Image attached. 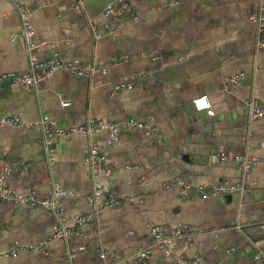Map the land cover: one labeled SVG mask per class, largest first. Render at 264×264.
Listing matches in <instances>:
<instances>
[{
	"label": "crops",
	"instance_id": "1",
	"mask_svg": "<svg viewBox=\"0 0 264 264\" xmlns=\"http://www.w3.org/2000/svg\"><path fill=\"white\" fill-rule=\"evenodd\" d=\"M113 1L16 0L31 10L39 59L79 60L107 73L82 78L58 71L36 86L1 83L0 121L17 116L36 123L46 115L69 129L95 119L117 124L119 135L113 146L107 131L59 136L47 150L38 126L0 123V173L11 168L9 185L40 198L58 182L71 193L63 200L69 227L78 216H91L70 237L74 264H142L136 254L143 249L151 251L146 264H181V255L202 264H264L255 258L264 252V233L250 230L264 222V118L253 121L248 112L252 99L264 108V50L256 51L251 21L259 0H137L136 19L107 16ZM21 33L13 4L0 0V76L30 71ZM241 74L238 84L230 82ZM125 79L132 88L114 94ZM200 96L208 97L214 115L195 110ZM130 118L157 131L124 128ZM92 146L108 158L109 174L100 180L106 197L123 200L118 208L88 202ZM236 155L258 159L244 193L181 196L178 179L192 186L241 181ZM54 225L46 209L0 200V264H69L66 242L53 238ZM151 225L165 235L184 225L193 242L177 241L168 255L154 242ZM40 244L46 253L30 250ZM14 250L17 257L3 256Z\"/></svg>",
	"mask_w": 264,
	"mask_h": 264
},
{
	"label": "built area",
	"instance_id": "2",
	"mask_svg": "<svg viewBox=\"0 0 264 264\" xmlns=\"http://www.w3.org/2000/svg\"><path fill=\"white\" fill-rule=\"evenodd\" d=\"M8 1L13 4L14 10L21 21V36L25 41L30 71L29 73H5L0 76V84L4 82H11L12 84L24 83L27 85L36 86L44 78L49 77L58 71H68L77 77L82 78H89L99 71L104 74L107 73V68L105 67H97L93 64H83L79 60L63 61L58 57H51L46 60L39 59L35 52L38 47V44L35 41V30L33 29V25L30 22V17L32 14L31 10L24 5L17 3L16 0ZM136 1L137 0H115L106 6L105 14L107 16L127 15L133 19H136V12L133 6ZM251 21L256 29V51L260 52L264 50V0H259L258 11L251 18ZM107 28L109 31H112V27L107 26ZM13 37L16 38L18 35L14 34ZM96 37L99 38L100 36L96 34ZM125 58H128V56H125ZM242 78V74L237 75L230 79V82L233 84H238ZM124 88H132L130 79H125L122 83L117 85L116 89L114 90V94ZM70 105V102L62 101L63 107H68ZM193 106L196 111H206L208 115H214L211 102L207 96L195 98L193 100ZM248 112L250 119L253 121L259 118H264V108L255 99H252L248 103ZM0 123L3 125L24 127L38 126L42 130L43 143L47 150L54 140L59 136L79 134L80 136L87 138L102 131H107L109 133L108 145L113 146L117 142L119 135V126L117 124L95 119H89L86 121V123L69 129L57 127L54 121H52L46 115H41L36 123L26 122L17 116L3 118ZM123 127L126 129H143L147 130V132L151 134L157 131L155 126L149 125L148 123L139 121L135 118L126 120L123 123ZM261 146L264 148V142ZM223 160H226V157H223ZM234 160L242 171L243 177L241 181H225L217 185L200 184L192 186L183 179H178L175 184L178 187L179 193L183 198L186 199H190L195 196H200L203 199H209L211 197H220L228 194L234 195L238 193H244L247 183L246 177L257 164L258 159L250 155H236ZM107 162V156L104 155L97 146H92L90 148V151L86 157V164L89 167L93 183L87 199L91 205L98 208H118L124 203L123 200L114 196L106 197L103 184L100 180V176L103 173L109 174V170L106 167ZM10 172L11 168L7 167L3 170V172L0 173V200L5 203H16L26 205L31 208H43L48 210L55 219L53 238L62 239L66 242L67 262L69 264H74L76 250H73L70 247V237L77 233V230L81 229L85 224H87L91 220V216H78L75 220L74 228L67 226L63 208V200L68 195H71V193L64 190L55 180L52 181L51 193L46 198H40L32 192L27 194L20 193L14 190L8 183V175ZM241 225L242 221L240 219L237 220L236 227L240 228ZM149 230L154 242L159 245L168 255L173 254L177 241H183L188 245L192 244L193 242V235L191 231L184 225H180L174 231L173 235H165L162 232L161 227L157 225H151ZM250 230L254 233H264V222L253 225L250 227ZM30 250L46 253V245H35L31 247ZM78 250H84V247H80ZM3 256L6 258L17 257L18 251L14 250L8 253H3ZM102 256L104 257L105 255ZM150 256L151 251L149 249L139 250L136 254V260L139 263L146 264L149 261ZM255 258L264 259V252L259 251L255 255ZM179 261L181 264H202L199 260L189 259L184 255L179 256Z\"/></svg>",
	"mask_w": 264,
	"mask_h": 264
},
{
	"label": "water",
	"instance_id": "3",
	"mask_svg": "<svg viewBox=\"0 0 264 264\" xmlns=\"http://www.w3.org/2000/svg\"><path fill=\"white\" fill-rule=\"evenodd\" d=\"M225 197L228 198V199H232L233 195L232 194H228V195H225Z\"/></svg>",
	"mask_w": 264,
	"mask_h": 264
}]
</instances>
